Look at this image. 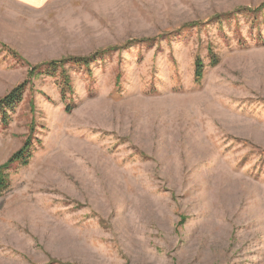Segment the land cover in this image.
<instances>
[{
  "label": "rangeland",
  "instance_id": "rangeland-1",
  "mask_svg": "<svg viewBox=\"0 0 264 264\" xmlns=\"http://www.w3.org/2000/svg\"><path fill=\"white\" fill-rule=\"evenodd\" d=\"M263 1L0 0V264H264Z\"/></svg>",
  "mask_w": 264,
  "mask_h": 264
},
{
  "label": "trees",
  "instance_id": "trees-1",
  "mask_svg": "<svg viewBox=\"0 0 264 264\" xmlns=\"http://www.w3.org/2000/svg\"><path fill=\"white\" fill-rule=\"evenodd\" d=\"M264 8V1L260 2L257 6L254 7L252 11H260ZM241 10H245L242 8ZM127 46L126 44L121 45L120 47H112V49L123 48ZM104 50L93 52L88 56H67L56 60H49L43 62L39 65H31L28 67L26 77L16 85H14L7 93L0 96V126L6 127L12 118V115L15 112V109L22 101L23 95L27 89V86L31 83V80L34 79L39 73H41V66H45L46 69L45 74L54 75L56 71L60 70L59 74L61 75V81L59 83V90L61 94V98L64 101L66 97V93L69 92L70 84H69V75L66 72L65 65L66 63H75V64H83L88 66L91 61H93L98 54H101ZM217 64V60L212 57V61L210 62V66H215ZM203 73V64L199 58L195 60V70L194 76L195 78H199ZM67 111H70L71 106L67 103L66 108ZM31 131V129H30ZM32 140L31 134H29L21 146L13 152L5 162L0 164V193L6 189L9 185L7 173L8 170L13 165L24 166L28 163L29 159L32 156Z\"/></svg>",
  "mask_w": 264,
  "mask_h": 264
},
{
  "label": "crops",
  "instance_id": "crops-1",
  "mask_svg": "<svg viewBox=\"0 0 264 264\" xmlns=\"http://www.w3.org/2000/svg\"><path fill=\"white\" fill-rule=\"evenodd\" d=\"M12 1L32 7L39 5L47 0H12Z\"/></svg>",
  "mask_w": 264,
  "mask_h": 264
},
{
  "label": "bare ground",
  "instance_id": "bare-ground-1",
  "mask_svg": "<svg viewBox=\"0 0 264 264\" xmlns=\"http://www.w3.org/2000/svg\"><path fill=\"white\" fill-rule=\"evenodd\" d=\"M256 72H257V71H256ZM257 74H258L259 76H264V72L261 71V70H258Z\"/></svg>",
  "mask_w": 264,
  "mask_h": 264
}]
</instances>
